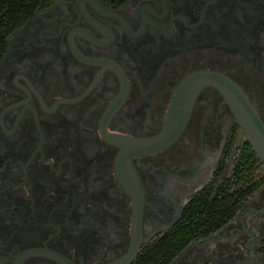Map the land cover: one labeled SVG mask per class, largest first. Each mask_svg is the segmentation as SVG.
Here are the masks:
<instances>
[{
	"label": "flooded vegetation",
	"instance_id": "flooded-vegetation-1",
	"mask_svg": "<svg viewBox=\"0 0 264 264\" xmlns=\"http://www.w3.org/2000/svg\"><path fill=\"white\" fill-rule=\"evenodd\" d=\"M198 71L236 82L264 120V0H39L0 56V264H116L134 229L130 264L173 232L194 235L168 264H264V162L235 185L252 148L217 86L169 146L131 148ZM226 182L254 189L217 226L189 225Z\"/></svg>",
	"mask_w": 264,
	"mask_h": 264
},
{
	"label": "water",
	"instance_id": "water-1",
	"mask_svg": "<svg viewBox=\"0 0 264 264\" xmlns=\"http://www.w3.org/2000/svg\"><path fill=\"white\" fill-rule=\"evenodd\" d=\"M207 85L217 86L225 95L248 143L264 162V120L246 91L229 77L214 71H198L181 83L175 96L163 131L155 137L136 138L130 145L135 153L157 150L169 146L185 128L198 93ZM139 204V206H138ZM136 204L141 212L142 200ZM134 229V241L129 252L116 264H130L140 246V237Z\"/></svg>",
	"mask_w": 264,
	"mask_h": 264
},
{
	"label": "trees",
	"instance_id": "trees-1",
	"mask_svg": "<svg viewBox=\"0 0 264 264\" xmlns=\"http://www.w3.org/2000/svg\"><path fill=\"white\" fill-rule=\"evenodd\" d=\"M39 0H0V56L4 49L5 38L8 33L19 24L27 15L31 14L38 5ZM250 146V145H249ZM250 148H252L250 146ZM250 158L241 157L234 170L235 185L244 177L247 170L255 168L254 150L251 149ZM252 174V173H251ZM249 174V175H251ZM252 181V178L249 179ZM232 183L226 182L214 198L211 196L197 197L186 209L189 225L217 226L216 220L234 214L237 210L239 199L246 193L243 188H237L230 193ZM185 224V221L178 226ZM193 233L173 232L152 245H148L136 258L133 264H168L172 257L187 243ZM187 236V238H185Z\"/></svg>",
	"mask_w": 264,
	"mask_h": 264
}]
</instances>
